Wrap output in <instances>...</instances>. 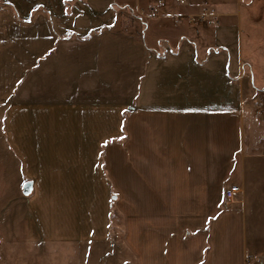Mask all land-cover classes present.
Wrapping results in <instances>:
<instances>
[{
    "label": "crops",
    "instance_id": "0c3cea01",
    "mask_svg": "<svg viewBox=\"0 0 264 264\" xmlns=\"http://www.w3.org/2000/svg\"><path fill=\"white\" fill-rule=\"evenodd\" d=\"M154 2L0 1V186L14 168L46 196L78 198L82 216L84 192L124 175L141 264H224L241 211L207 225L264 168V6L213 0L210 26L173 2L152 15ZM188 238L199 250L175 249ZM238 242L231 264H246Z\"/></svg>",
    "mask_w": 264,
    "mask_h": 264
},
{
    "label": "rangeland",
    "instance_id": "374dc122",
    "mask_svg": "<svg viewBox=\"0 0 264 264\" xmlns=\"http://www.w3.org/2000/svg\"><path fill=\"white\" fill-rule=\"evenodd\" d=\"M208 1L217 8L213 0ZM21 2L27 6L35 0ZM239 2L254 4V8L264 6V0H259L260 4L258 0ZM259 170L255 177L251 175L244 203L243 197H235L230 205L224 203L207 225L209 230L215 229L219 214L239 208L242 222L237 217L227 219L216 242L226 244L227 227L234 228L239 222V237L247 248L246 264H264V168ZM18 176L14 168L7 169L4 185L0 186V264H141L140 207L132 205L134 192L125 189L124 175H118L121 181L116 185L111 182L110 189L84 192L83 217L76 215L78 198L66 200L65 192L60 191L46 196L34 189L30 177L22 175V181H18ZM105 178L109 180L107 174ZM236 235L231 230L229 241ZM240 240L236 239L226 253L224 264L232 263ZM199 241L175 240V249L199 250Z\"/></svg>",
    "mask_w": 264,
    "mask_h": 264
},
{
    "label": "built area",
    "instance_id": "2783aa9c",
    "mask_svg": "<svg viewBox=\"0 0 264 264\" xmlns=\"http://www.w3.org/2000/svg\"><path fill=\"white\" fill-rule=\"evenodd\" d=\"M192 0H155L154 6L151 9L152 15L158 8L166 7L170 2L178 6H186V12L183 18L189 24H201L218 26L220 24V14L215 7L209 4L208 0H199V4H191ZM258 109L261 113H264V93H262L258 99ZM237 191L235 189L229 190L226 194V205H230L235 201V195Z\"/></svg>",
    "mask_w": 264,
    "mask_h": 264
}]
</instances>
